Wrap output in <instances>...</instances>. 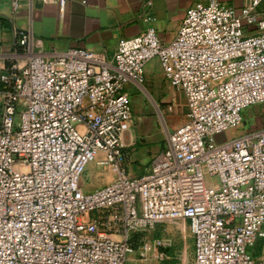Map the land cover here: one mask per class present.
Listing matches in <instances>:
<instances>
[{
  "label": "built area",
  "instance_id": "1",
  "mask_svg": "<svg viewBox=\"0 0 264 264\" xmlns=\"http://www.w3.org/2000/svg\"><path fill=\"white\" fill-rule=\"evenodd\" d=\"M263 1L241 10L217 0L197 4L172 42L147 29L120 40L113 64L74 48L52 58L27 55L5 69L0 264H167L175 259L171 241L141 238L136 250L133 235L184 221L193 264H264V244L256 251L264 242V127L227 138L245 109L264 104ZM11 3L17 12L20 0ZM16 36L30 51L31 33ZM154 59L184 94L187 121L132 177L124 166L133 117L125 87H144ZM92 163L110 166L115 178L86 192L82 178Z\"/></svg>",
  "mask_w": 264,
  "mask_h": 264
},
{
  "label": "crops",
  "instance_id": "2",
  "mask_svg": "<svg viewBox=\"0 0 264 264\" xmlns=\"http://www.w3.org/2000/svg\"><path fill=\"white\" fill-rule=\"evenodd\" d=\"M11 1L0 0V74L16 62L25 63L27 55L52 58L74 48L103 54L113 64L120 40L137 37L152 28L164 44H169L177 37L187 10L212 0H64L63 6L42 0H20L17 12ZM217 1L235 10L251 3V0ZM257 12L264 18V1ZM17 30L31 33L30 51L17 45ZM158 72L162 74L160 63L154 59L146 69L147 81L153 80ZM139 88L128 83L125 92L132 99ZM135 124L132 117L130 129L123 135L124 166L132 177H139L146 171V160L165 150L168 137L164 147H160L159 140L149 136V130H138ZM254 130L257 129L244 133Z\"/></svg>",
  "mask_w": 264,
  "mask_h": 264
},
{
  "label": "rangeland",
  "instance_id": "3",
  "mask_svg": "<svg viewBox=\"0 0 264 264\" xmlns=\"http://www.w3.org/2000/svg\"><path fill=\"white\" fill-rule=\"evenodd\" d=\"M139 89L137 94L130 99L131 105L133 103V119L135 120L136 128L138 130L142 128L149 130V136L159 140L160 144L158 145L164 147V140L169 133L187 121L185 96L182 92L173 88L161 72L155 73L153 80L147 81L146 79L144 87ZM243 118L244 122L241 126L227 133L228 139L238 138L248 130L263 127L264 104L248 107L243 111ZM17 121H19V117H17ZM152 161L153 158L146 160L144 169H148ZM114 178L115 176L110 166H97V164L92 163L83 175L82 186L86 192H93L97 189H102ZM140 237L151 240L154 238L171 241L172 247L169 251L174 252L172 256L175 257L174 260L177 263H179L178 258L183 259L186 264H193L195 261L194 241L190 233L189 224L185 221L159 226L153 231L143 233ZM140 239L134 241L132 238V241L134 244H138ZM156 264L163 263L157 262Z\"/></svg>",
  "mask_w": 264,
  "mask_h": 264
},
{
  "label": "trees",
  "instance_id": "4",
  "mask_svg": "<svg viewBox=\"0 0 264 264\" xmlns=\"http://www.w3.org/2000/svg\"><path fill=\"white\" fill-rule=\"evenodd\" d=\"M142 234H135L134 236H133V240L135 241V240H139L141 237ZM263 244H264V242L263 241H260L259 242V244L257 245V248H256V251H257V253H259L260 251H261V249L263 248ZM136 246L135 247H137L138 245L137 244H135ZM169 250H171V249H168L167 250V252L169 253V254H171V255H174V252H172V251H169ZM177 262H175V260L173 261H170L169 262V264H176Z\"/></svg>",
  "mask_w": 264,
  "mask_h": 264
}]
</instances>
